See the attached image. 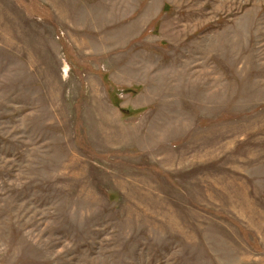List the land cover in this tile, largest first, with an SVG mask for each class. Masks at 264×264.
Returning <instances> with one entry per match:
<instances>
[{
  "label": "rangeland",
  "instance_id": "1",
  "mask_svg": "<svg viewBox=\"0 0 264 264\" xmlns=\"http://www.w3.org/2000/svg\"><path fill=\"white\" fill-rule=\"evenodd\" d=\"M0 264H264V0H0Z\"/></svg>",
  "mask_w": 264,
  "mask_h": 264
}]
</instances>
